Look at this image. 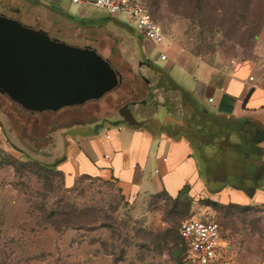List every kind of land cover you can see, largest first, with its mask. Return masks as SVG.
Here are the masks:
<instances>
[{
  "label": "rangeland",
  "instance_id": "obj_1",
  "mask_svg": "<svg viewBox=\"0 0 264 264\" xmlns=\"http://www.w3.org/2000/svg\"><path fill=\"white\" fill-rule=\"evenodd\" d=\"M141 1L161 26L165 41L153 44L137 31L129 15H109L92 3L53 0L34 5L0 0V14L44 29L68 44L91 46L121 75L120 84L101 98L56 112L30 113L0 93V128L7 147L0 148L22 161L54 167L51 134L88 122V131L68 128L58 134L64 140L66 135H101L125 123L124 118L106 115H116L127 102L133 103L124 109L126 114L149 112L133 118L134 126L159 125L166 105L146 101L163 100L159 82L166 61L157 59L159 50L173 62L165 72L183 87H196L199 61L220 68L253 63L255 74L264 73V0ZM213 145L204 144L207 158L192 147L206 194L230 182L229 177L212 181L211 169L221 158ZM192 199L188 211L179 213L162 195H121L112 179L79 176L77 184L68 186L56 172L3 164L0 264H195L186 250L174 257L177 249L160 248L157 240L173 219L179 224L190 217L213 219L221 225L230 243L229 262L264 264V205L225 214L201 203V197Z\"/></svg>",
  "mask_w": 264,
  "mask_h": 264
},
{
  "label": "crops",
  "instance_id": "obj_2",
  "mask_svg": "<svg viewBox=\"0 0 264 264\" xmlns=\"http://www.w3.org/2000/svg\"><path fill=\"white\" fill-rule=\"evenodd\" d=\"M23 1L47 5L53 0ZM199 63L195 67L200 77L197 85L188 88L165 72L173 65L167 57L159 82L164 89L163 100L146 99L166 105L159 125L127 123L119 113L120 107L116 115L106 116L116 120L121 117L125 123L101 135H66L64 140L58 134L68 128L77 131L78 126L89 130L88 122L51 134L55 144L52 161H57L55 167L62 171L64 183L71 186L76 176L88 175L116 181L121 194L131 198L160 191L175 196L185 190L191 197L224 204L264 205V73L255 74L253 63L229 68ZM132 103L122 107L126 109ZM127 114L132 120L149 112ZM204 144H214L221 156L217 167L211 169L212 181L230 178L228 184L212 188L208 194L192 152L195 147L207 158ZM0 146L7 148L1 128Z\"/></svg>",
  "mask_w": 264,
  "mask_h": 264
},
{
  "label": "water",
  "instance_id": "obj_3",
  "mask_svg": "<svg viewBox=\"0 0 264 264\" xmlns=\"http://www.w3.org/2000/svg\"><path fill=\"white\" fill-rule=\"evenodd\" d=\"M120 82L119 71L91 46L68 44L44 29L0 14V93L24 110L56 112L82 105ZM119 113L133 123L124 107ZM178 253L173 251L174 257Z\"/></svg>",
  "mask_w": 264,
  "mask_h": 264
},
{
  "label": "built area",
  "instance_id": "obj_4",
  "mask_svg": "<svg viewBox=\"0 0 264 264\" xmlns=\"http://www.w3.org/2000/svg\"><path fill=\"white\" fill-rule=\"evenodd\" d=\"M74 4L92 3L109 15L127 14L134 21L137 31L153 44L165 41L161 26L153 19L141 0H70ZM157 59L166 61L167 55L159 50ZM252 76L249 79L252 80ZM163 160H165L163 158ZM186 246L187 258L195 264H233L229 262L230 243L221 234L217 222L190 217L178 228Z\"/></svg>",
  "mask_w": 264,
  "mask_h": 264
},
{
  "label": "trees",
  "instance_id": "obj_5",
  "mask_svg": "<svg viewBox=\"0 0 264 264\" xmlns=\"http://www.w3.org/2000/svg\"><path fill=\"white\" fill-rule=\"evenodd\" d=\"M10 146H12V145L10 144ZM3 164H10L16 168L17 167L19 168V167L33 166L37 169H42V170L49 171V172H56L61 176L62 181L64 182V175H63L62 171L56 169L55 166L54 167L47 166V165L41 164L40 162H38L36 160H31V159H27L25 161H22L19 158L10 154L9 152L5 151L4 149L0 148V166H2ZM79 176L91 178V176H88V175H79ZM79 176L75 177L74 182L71 186H74L75 184H77ZM97 179H100V178H97ZM117 190L121 194V191L118 187H117ZM152 195L164 196L166 199H168L172 203L173 209H176L179 213H186L188 211V209L190 208L191 203L193 202L192 197L185 190L179 191L175 196L169 195L166 191H160V192L152 194ZM199 200L201 203H204L206 206H210V207H212V208H214L220 212H224L225 214L228 212L232 213L233 212V211H231L232 209L237 210V211H245L249 208H252L251 205H242V204H236V203H231V202L224 204V203H220L218 201H215V200H212V199L206 198V197L201 198ZM232 214H234V212ZM208 220L215 221L213 219H208ZM215 222H217V221H215ZM177 224H178V220L173 219L172 225L169 228L165 229L162 233L158 234L159 236L157 235V240L159 242L158 245L160 248H162V246H165V247H168V246L172 247L173 246L174 248L177 249V251L181 255L182 252L186 250V246H185L184 241L181 239L179 232H178V228H179L180 223L178 224V226H177ZM218 225L220 227V231L222 234V227L219 223H218ZM160 243L162 245H160ZM172 254H173V252H172ZM178 261L181 263L180 257H179Z\"/></svg>",
  "mask_w": 264,
  "mask_h": 264
},
{
  "label": "flooded vegetation",
  "instance_id": "obj_6",
  "mask_svg": "<svg viewBox=\"0 0 264 264\" xmlns=\"http://www.w3.org/2000/svg\"><path fill=\"white\" fill-rule=\"evenodd\" d=\"M150 67H152L150 64H149Z\"/></svg>",
  "mask_w": 264,
  "mask_h": 264
}]
</instances>
